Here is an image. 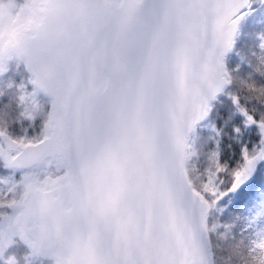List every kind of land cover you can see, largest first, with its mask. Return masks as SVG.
<instances>
[{"label":"snow or ice","instance_id":"1","mask_svg":"<svg viewBox=\"0 0 264 264\" xmlns=\"http://www.w3.org/2000/svg\"><path fill=\"white\" fill-rule=\"evenodd\" d=\"M65 250L264 264V0H0V264Z\"/></svg>","mask_w":264,"mask_h":264},{"label":"clouds","instance_id":"2","mask_svg":"<svg viewBox=\"0 0 264 264\" xmlns=\"http://www.w3.org/2000/svg\"><path fill=\"white\" fill-rule=\"evenodd\" d=\"M36 226L41 233H47L54 227L55 214L51 212H41L37 207L35 212ZM61 264H82V258L71 250H65L61 254Z\"/></svg>","mask_w":264,"mask_h":264},{"label":"trees","instance_id":"3","mask_svg":"<svg viewBox=\"0 0 264 264\" xmlns=\"http://www.w3.org/2000/svg\"><path fill=\"white\" fill-rule=\"evenodd\" d=\"M21 71H23V75L26 77L27 74L25 73V71L23 69H21ZM9 251L12 254H16L21 259H22V257L24 255H26L28 253V250L25 248V246L13 247ZM42 264H50V261L44 259L43 262H42Z\"/></svg>","mask_w":264,"mask_h":264},{"label":"water","instance_id":"4","mask_svg":"<svg viewBox=\"0 0 264 264\" xmlns=\"http://www.w3.org/2000/svg\"><path fill=\"white\" fill-rule=\"evenodd\" d=\"M25 73L28 75V73L25 71ZM26 248V247H25ZM27 249V248H26ZM28 250V249H27ZM29 251V250H28ZM45 260H47V259H45Z\"/></svg>","mask_w":264,"mask_h":264}]
</instances>
